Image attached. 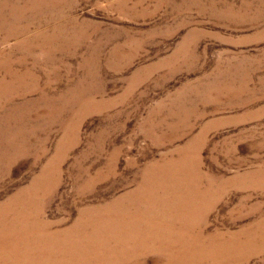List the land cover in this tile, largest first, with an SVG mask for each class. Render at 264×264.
<instances>
[{
    "label": "rangeland",
    "instance_id": "374dc122",
    "mask_svg": "<svg viewBox=\"0 0 264 264\" xmlns=\"http://www.w3.org/2000/svg\"><path fill=\"white\" fill-rule=\"evenodd\" d=\"M21 200L64 230L45 264L71 237L81 264H264V0H0V216Z\"/></svg>",
    "mask_w": 264,
    "mask_h": 264
},
{
    "label": "bare ground",
    "instance_id": "6f19581e",
    "mask_svg": "<svg viewBox=\"0 0 264 264\" xmlns=\"http://www.w3.org/2000/svg\"><path fill=\"white\" fill-rule=\"evenodd\" d=\"M18 202H19V204H15V205H17V207H15V205H13V204L11 206H6L5 207V208L10 209V212L14 214L13 216H10V217H1L0 216V264H20L21 262H23L22 260L24 259V257L27 259V261L29 259L31 261V263L40 264L41 257H42V252L45 249H50L51 250L53 248L52 243L54 244V246L56 244V242H46L43 245V241L46 240L45 238H47V239L53 238L54 240L57 241V243H58V241L61 242V243H63V240L62 239H59V238L61 236L60 234H63L64 233V230H62V231L59 230L58 233H56L55 231L52 232L51 230H49V228H47L48 227V223L47 222H44V225H41L39 221L32 220L30 218V216H28L26 214V210L28 211V213H30L34 209V207L31 206L32 204L29 203V202H27V201H25V200H21V201H18ZM113 206L114 207H119V210H121V207H120L119 204L118 205L117 204H115V205L113 204ZM186 206H188V205H186ZM170 207L173 208V202L171 203ZM146 211H147V206H146ZM191 211H192V209H191ZM114 212H117V208L114 210ZM121 212H122V210H121ZM141 215H143V214H141ZM103 216L104 217H101V218L99 217V218H100V220H102V221L105 222L104 224L111 223V219H110V221L107 222V218H105V215H103ZM137 217H139V216H137ZM186 218H187V216H186ZM181 219L182 218H178V217L176 218V217H174L173 218V221L172 222H169L170 219L168 218V221H167L168 224H166V227L168 225V230L171 232L173 229H171L169 227V225L176 224V221H180ZM183 219H185V216L183 217ZM131 220L137 221L136 220V217H134ZM151 220H153V219H151ZM112 222H113V224H116L117 225V227L119 228V232L120 233H124L125 232L124 226L126 224H124L122 222H114V220H112ZM135 223L138 224L139 223V220H138V223L137 222H135ZM141 223H143V222H141ZM91 224H93V223H91ZM104 224H103V226H104ZM74 225L75 226H70V228H69L70 229V232H72V231H80L81 228L78 229L77 228V224H74ZM108 226H110V224ZM166 227H164V229ZM27 228L30 231H26ZM22 229H26V230H22ZM69 229H67V230H69ZM107 229L109 230V228H107V226H105L103 228L100 227L99 230L101 232L100 231H98V232L101 233V234H103L102 232H105L106 233ZM164 229L161 230L159 228V230H158L157 225H155L152 228L149 227V226L147 228L141 227L140 231H138V234L141 235V236H146V235L147 236H150V235H152L154 237L153 240H152V241H154V245H152V246H155V247H157L159 245V241H157V240H159V238L162 236L163 237V240L160 241L161 244L159 245L158 248H160V250H162V246H163V244H165V247L168 250L167 252H165V258H168L169 257V254H171V251L168 249V247L171 246V245H174L175 243H177L178 242V237L172 235L171 237H167L166 236L167 237L166 238L164 233L167 232V231H165ZM16 231H18V232H16ZM26 233H28L29 235L26 234ZM99 233L97 235H99ZM171 234H172V232L170 233V235ZM173 234H175V233H173ZM30 235L32 237H30ZM63 237H65V235ZM90 238L92 239V237H90ZM137 240H139V239H137ZM79 241H80V239H79ZM79 241H78V239H75V240H74V238L72 239V237H71L70 240L67 239V238H65L64 245H65V243H70L69 245L67 244V250L69 252V256L70 257L80 256L81 258L84 259V262H85V258H86L85 257V253L84 254L81 253V251H80V249L82 250L81 244H80L81 241L80 242ZM141 241H143V240H141ZM46 245H48V246H46ZM187 246L189 247V245H187ZM60 250L61 251H64L61 248H60ZM83 251H85V250H83ZM55 253H56V250H55ZM35 256H39L38 259H34ZM81 258H73V259H70V262H73V264L74 263L81 264V263H79V261H80ZM41 262H42V264H45L46 263L45 260H42ZM61 262H63V261H61ZM158 262H160V259H159ZM24 263L25 262H23L22 264H24ZM168 263H171V262L168 261Z\"/></svg>",
    "mask_w": 264,
    "mask_h": 264
}]
</instances>
